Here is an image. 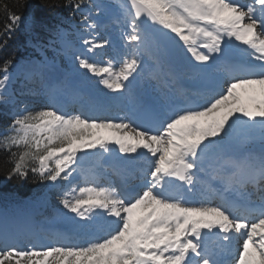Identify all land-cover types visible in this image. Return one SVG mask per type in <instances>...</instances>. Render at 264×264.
<instances>
[{
  "label": "snow or ice",
  "instance_id": "6c2138e0",
  "mask_svg": "<svg viewBox=\"0 0 264 264\" xmlns=\"http://www.w3.org/2000/svg\"><path fill=\"white\" fill-rule=\"evenodd\" d=\"M45 7L66 9L70 23L52 30L51 60L41 46L40 59L0 60L10 109L0 150L7 179L47 182L36 203L56 197L60 226L0 213V264H264V0H123L118 14L100 0ZM4 12L0 51L28 20ZM105 20L118 39L101 35ZM56 56L80 107L58 103L48 82L49 103L33 110L18 97ZM145 56L167 66L172 85L193 77L196 92L139 90ZM111 93L132 97L122 115L108 114Z\"/></svg>",
  "mask_w": 264,
  "mask_h": 264
},
{
  "label": "trees",
  "instance_id": "16d2710c",
  "mask_svg": "<svg viewBox=\"0 0 264 264\" xmlns=\"http://www.w3.org/2000/svg\"><path fill=\"white\" fill-rule=\"evenodd\" d=\"M63 3V0H0V26L4 23L5 15L4 5L7 4L16 11L23 12L28 18L27 26L21 25L20 30L8 41L3 51H0V60L9 56L12 52L19 55L34 53L38 46H47L51 37V32L56 24L63 21L62 26L68 25L70 19L67 16V10L63 8L49 9L45 7L47 3ZM23 4L24 7H19ZM9 123L6 117L0 114V134L3 133L6 124ZM6 153L0 150V203L5 205L7 198L12 197L9 191L17 192L20 196H33L46 185L34 177L26 180L6 178L5 172L7 165L3 163ZM7 199V200H6Z\"/></svg>",
  "mask_w": 264,
  "mask_h": 264
},
{
  "label": "bare ground",
  "instance_id": "6f19581e",
  "mask_svg": "<svg viewBox=\"0 0 264 264\" xmlns=\"http://www.w3.org/2000/svg\"><path fill=\"white\" fill-rule=\"evenodd\" d=\"M105 22H109V27H108V32L110 34V37L118 39L119 37V32L116 29V27L108 20H105ZM161 69V71H168L167 66H165L164 68H161V66L157 65L153 60L149 59L147 56H145V67L143 70V74H142V78H141V82L138 85V89L139 90H144L147 87V84L149 82V80H151V77L154 75L153 70L154 69ZM49 71L54 72L55 73V77H60L62 76L61 71L64 72L63 69H61L59 66H56L55 68H51L49 69ZM62 78H64V80L67 83H75V78L72 74H68V75H63ZM185 80V82H183V87L185 88V92H187V94H194L196 92V88L193 86V77L191 76H182L180 78V80ZM155 85V84H154ZM34 90H36L38 93L40 92V88L37 85V83L35 84L34 88L32 89V91L30 92L32 95L28 96L29 99L31 100V103H34V109L37 106L40 105H44L39 99H41L40 96H38V94L34 95ZM107 91V90H105ZM172 93H176L174 91H170ZM22 98H27V96H20ZM109 101H111L112 107L117 106V108L121 107V105H124L125 108L131 106V104L133 103V99L132 97L129 96H120L117 93H111L110 95V99ZM125 102V103H123ZM26 104H28L27 102H25ZM90 163L94 164V161H87L86 165H89Z\"/></svg>",
  "mask_w": 264,
  "mask_h": 264
},
{
  "label": "rangeland",
  "instance_id": "374dc122",
  "mask_svg": "<svg viewBox=\"0 0 264 264\" xmlns=\"http://www.w3.org/2000/svg\"><path fill=\"white\" fill-rule=\"evenodd\" d=\"M105 1H106L105 4L111 6V10H112L113 14H116L117 11H119V5H120L121 3L117 2V1H109V0H105ZM64 61L67 63L66 60H64ZM56 66H58V65L56 64ZM54 68H55V67H54ZM52 69H53V68H52ZM48 70H49V69H48ZM70 74H71V72H70ZM31 86H33V87H31V88L33 89L35 85H31ZM37 93H38V92H37L36 90H34V95L37 94ZM24 94L29 95V96L32 95L30 92H27V91H26ZM19 97H20V96H19ZM25 102H27L28 104H30V103H31V100H30V101H25ZM25 102H23V103H25ZM31 107H33V106H32V105H29V108H31ZM33 110H35V109L33 108ZM257 143H258V142H257ZM258 145H259V143H258ZM56 199H57V198H56ZM31 204H32V202L26 201L24 206L26 207V209H27V208L29 209L30 206H31ZM10 216H13V215H10ZM23 216H25L24 219H26V220L29 221L28 214L23 215ZM16 217H17V216H16ZM42 242H46V241H42Z\"/></svg>",
  "mask_w": 264,
  "mask_h": 264
}]
</instances>
